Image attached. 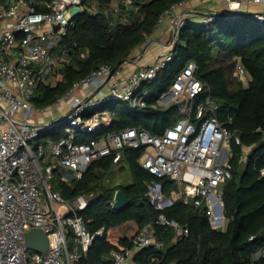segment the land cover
<instances>
[{
	"label": "built area",
	"instance_id": "1",
	"mask_svg": "<svg viewBox=\"0 0 264 264\" xmlns=\"http://www.w3.org/2000/svg\"><path fill=\"white\" fill-rule=\"evenodd\" d=\"M187 1L161 14L159 24L170 20L172 38L169 49L154 63L133 71L125 80L119 77L120 67L101 65L48 107L34 104L37 85L60 79V69L69 59L66 49L57 50V41L65 34L61 30H66L86 6L83 0H54L50 11L37 12L26 0L0 3V264H81L94 242L104 236L105 227L90 232L78 214L88 198L65 199L54 189L53 180L72 184L94 161L112 154L114 163L120 164L125 147H144L142 166L158 178L177 182L179 189L168 197L172 204L177 199H193L197 207H206L213 228H223L222 185L232 176V143L241 144V140L237 131L218 118L219 106L205 95L207 83L198 78L194 61L187 62L170 88L157 98L155 106L161 108L184 101L179 107L182 117L163 134L153 135L142 127L107 130L112 123L106 110L109 103L125 102L132 109L146 107L147 97L153 94L146 85L156 81L174 60L185 24L174 12ZM223 2L222 10L203 13L200 23H210L220 13L238 14L243 5L264 6V0ZM88 9L96 12L93 6ZM250 12L264 22V10ZM56 25H60L59 30H55ZM236 73L248 86L250 76L241 62ZM64 100H69V107L59 119L32 121L35 114H44ZM51 129L62 130L63 136L48 137ZM160 189L161 184L154 183L149 192L152 201H158V208L166 196L159 194ZM158 223L172 226L175 240L188 232L164 215ZM34 228L47 234L46 252L28 247L25 234ZM153 238L154 226H144L130 247L111 252L113 264H136L135 253L148 247ZM259 258H264V247L254 254V262Z\"/></svg>",
	"mask_w": 264,
	"mask_h": 264
},
{
	"label": "trees",
	"instance_id": "2",
	"mask_svg": "<svg viewBox=\"0 0 264 264\" xmlns=\"http://www.w3.org/2000/svg\"><path fill=\"white\" fill-rule=\"evenodd\" d=\"M26 1L37 12H48L54 0ZM181 1L121 0L116 6L112 0H83L86 8L74 17L58 43L69 57L60 69L63 78L55 85L40 81L34 104L52 105L101 65L119 68L134 48L150 38L161 14ZM93 5L96 12L88 9ZM189 61L197 64L198 78L207 83L205 95L218 104V118L237 131L241 140V144L232 143V176L222 185L225 227L213 228L206 207H197L193 199H177L165 208L154 206L149 195L151 185L161 184L168 197L179 185L170 178L156 177L142 166L144 147H125L119 165L131 174L132 181L127 184L106 183V176L117 166L113 154L94 161L72 184L53 180L54 189L65 199L88 198L78 214L90 232L105 227L104 236L94 242L81 264H113L111 252L130 247L132 239L148 224L155 228L157 245L137 251L136 264H264V258L253 260L264 247V22L253 18L250 11H241L220 13L210 23H185L174 60L156 81L146 85L153 90L146 107L132 109L125 102L109 103L106 110L112 123L107 130L142 127L153 135L163 134L182 115L176 105L156 107L157 98L170 88ZM238 62L250 76L248 86L236 73ZM47 135L56 139L63 136V131L51 129ZM244 147H250V151L242 160ZM118 189L131 199L130 205L121 210L112 206ZM161 215L187 229V234L175 240L176 230L158 223Z\"/></svg>",
	"mask_w": 264,
	"mask_h": 264
},
{
	"label": "crops",
	"instance_id": "3",
	"mask_svg": "<svg viewBox=\"0 0 264 264\" xmlns=\"http://www.w3.org/2000/svg\"><path fill=\"white\" fill-rule=\"evenodd\" d=\"M93 7H95V9L97 10L96 5H93ZM223 7H224L223 0H188L183 7L175 10L174 13L175 15L177 14V16H180L182 18L181 20H184L185 23H189V22L200 23L201 22L200 17L203 13L219 11V10H222ZM242 10L243 11H260V10H264V6L262 5L248 6L247 5V6H242ZM171 38H172V28H171V22L168 19L166 22H164L163 24H159L155 28L153 34L146 41L148 43L145 42L144 44L132 50L128 59L124 63H122L120 66L121 72H120L119 77L122 80H125L126 78H128L130 73H132L133 71L154 63L155 60L161 54H163L165 51L169 49ZM59 41H57V50L61 52L62 49L58 48ZM59 75H60V79L58 81H60L63 78V75L61 74V72ZM57 82L54 84L52 83L51 85H55L57 84ZM249 151H250V147H244L245 153L242 157V160L246 159V154ZM151 202H153L152 197H151ZM225 225H226V220L224 221L223 228L225 227Z\"/></svg>",
	"mask_w": 264,
	"mask_h": 264
},
{
	"label": "water",
	"instance_id": "4",
	"mask_svg": "<svg viewBox=\"0 0 264 264\" xmlns=\"http://www.w3.org/2000/svg\"><path fill=\"white\" fill-rule=\"evenodd\" d=\"M59 29H60V25H56L55 30H59ZM183 104H184V101L177 103L176 106L180 107ZM151 189L154 190L153 187ZM159 194H162V189L159 190ZM130 203H131V199L127 196V194L125 193L123 189H118L115 192L113 203H112V206L114 209L116 210L124 209L127 206H129ZM152 204L156 207H159L157 200L152 202ZM171 204L172 203H171L170 198H168L167 196H164V199L162 202V208L168 207ZM25 237H26V242H27L28 247L32 249H36L37 251L42 252V253L48 250L49 239H48L47 234L43 230L36 229V228L31 229L26 232ZM155 245H157V240L156 238H153L149 246L153 247Z\"/></svg>",
	"mask_w": 264,
	"mask_h": 264
},
{
	"label": "rangeland",
	"instance_id": "5",
	"mask_svg": "<svg viewBox=\"0 0 264 264\" xmlns=\"http://www.w3.org/2000/svg\"><path fill=\"white\" fill-rule=\"evenodd\" d=\"M119 2L115 3L116 6ZM247 6V5H243ZM178 12V11H177ZM61 33H65V30L62 29ZM147 43V42H146ZM152 90V88H150ZM69 107V100H64L60 106L56 108H49L44 114H35L32 118L33 122L36 123H45L52 121L53 119H59ZM106 183L112 186L124 185L132 181L131 174L128 169H121L120 165H117L107 176ZM152 197V196H151ZM168 197V196H167ZM161 205V203H160Z\"/></svg>",
	"mask_w": 264,
	"mask_h": 264
}]
</instances>
